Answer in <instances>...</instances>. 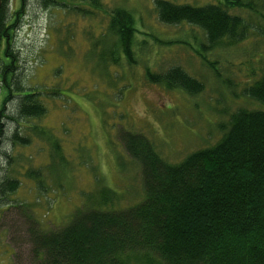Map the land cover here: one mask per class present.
I'll return each instance as SVG.
<instances>
[{
    "label": "rangeland",
    "instance_id": "1",
    "mask_svg": "<svg viewBox=\"0 0 264 264\" xmlns=\"http://www.w3.org/2000/svg\"><path fill=\"white\" fill-rule=\"evenodd\" d=\"M171 1L192 6L218 2ZM254 1L259 5L255 15L232 12L254 27L247 40L204 49L205 38L197 28L159 24L154 0H100L102 10L92 11L91 17L73 12L75 6L83 8L77 0H24L11 37L14 74L25 90L42 92L47 113L38 121L19 120L14 127L29 138L28 146L8 144L7 159L0 157V181L21 182L0 203V264H39L26 237L29 218L42 232H50L68 224L75 209L97 201L102 191L111 194L106 192L110 210L143 200L140 167L120 142L122 132L143 136L165 162L175 165L213 147L237 110L260 109L242 94L264 66V38L258 34L264 30L258 16L264 17V0ZM20 3L11 0L12 10ZM115 7L135 20L133 67L118 55L117 65L99 59L109 50L105 12ZM92 43L99 44L92 49ZM174 67L199 81L203 90L191 96L145 79L146 69L163 74ZM5 96L0 89V108ZM34 124L45 138L30 132ZM55 142L60 158H51L55 152L49 143ZM28 170L39 171L40 188L25 177Z\"/></svg>",
    "mask_w": 264,
    "mask_h": 264
},
{
    "label": "trees",
    "instance_id": "2",
    "mask_svg": "<svg viewBox=\"0 0 264 264\" xmlns=\"http://www.w3.org/2000/svg\"><path fill=\"white\" fill-rule=\"evenodd\" d=\"M20 1L12 10L11 0H0V89L6 91L0 108V157L5 159L8 144H29L14 127L19 120L38 121L47 113L42 92L25 90L14 74L11 37L23 10L24 0ZM77 1L83 6L72 8L77 15L91 17L92 11L102 10L100 0ZM258 7L254 0H218L203 6L153 2L159 24L197 28L204 35V49L247 40L254 27L232 12L255 15ZM105 13L109 50L100 61L117 65L118 55L119 61L133 67L137 33L133 15L116 7ZM258 34L264 38L263 29ZM145 79L191 96L203 90L179 67L163 74L146 69ZM242 94L260 109L237 110L221 127L222 137L213 147L196 151L179 164L165 162L143 136L122 132L120 142L140 167L143 200L131 208L110 210L106 208L111 194L102 191L97 201L75 209L68 224L50 232H42L29 218L25 232L32 259L39 264H264V66ZM29 130L34 137L45 138L35 124ZM49 144L55 152L51 158H60L58 144ZM38 173L28 170L25 177L40 188ZM20 183L15 178L1 180L0 203L16 193Z\"/></svg>",
    "mask_w": 264,
    "mask_h": 264
}]
</instances>
